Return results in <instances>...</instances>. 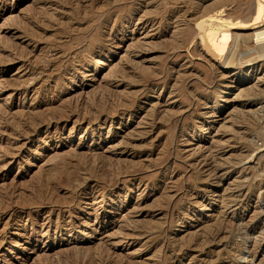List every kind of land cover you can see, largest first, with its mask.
Listing matches in <instances>:
<instances>
[{
  "label": "rangeland",
  "instance_id": "374dc122",
  "mask_svg": "<svg viewBox=\"0 0 264 264\" xmlns=\"http://www.w3.org/2000/svg\"><path fill=\"white\" fill-rule=\"evenodd\" d=\"M192 1L0 0V264H264V59L212 45L262 30L264 0Z\"/></svg>",
  "mask_w": 264,
  "mask_h": 264
},
{
  "label": "bare ground",
  "instance_id": "6f19581e",
  "mask_svg": "<svg viewBox=\"0 0 264 264\" xmlns=\"http://www.w3.org/2000/svg\"><path fill=\"white\" fill-rule=\"evenodd\" d=\"M177 1H178V0H177ZM186 1H187V0H186ZM189 2H190V1H189ZM191 2H195V1H192V0H191ZM217 2H218V1H217ZM186 3H187V2H186ZM215 3H216V2H215ZM192 4H193V3H192ZM211 5H212V4H211ZM213 5H214V4H213ZM220 5H221V4H220ZM220 5H219V6H220ZM224 5H225V4H224ZM221 6H222V5H221ZM209 7H210V6H209ZM180 9H181V8H180ZM208 9H209V8H208ZM218 9H219V7H218ZM206 10H207V9H206ZM218 11H219V10H218ZM257 11H258V10H257ZM205 12H206V11H205ZM208 12H209V10H208ZM182 13H183V12H182ZM182 13H180V14H182ZM184 13H185V12H184ZM216 13H217V12H216ZM253 14H254V13H253ZM183 15H184V14H183ZM216 15H217V14H216ZM36 16H37V15H36ZM184 16H185V15H184ZM184 16H183V17H184ZM200 16H201V15H200ZM52 17H53V16H52ZM203 17H205V18H203L202 21H203L204 23H207V24H208V33H209V31H210L209 29L211 28L210 25H211L212 23H214V22H218V21H216V18H215V19H210L209 17H206V16H203ZM214 17H215V16H214ZM181 18H182V17H181ZM200 18H201V17H200ZM200 18H199V19H200ZM247 18L250 19L251 16H250V17H247ZM247 18H246V21H242V20L240 21L239 19H238V20H234V19H233V20H231V19H228V20H227V19H226V20H227L228 22L239 23V24H241L242 27H245V28H246V27H247V24L251 22V21H250L251 19H250V20H247ZM44 19H45V17H44ZM44 19H43V20H44ZM263 20H264V7L262 6V7L260 8L258 14L256 15L254 21H255V23H257V22H258V23H261ZM249 21H250V22H249ZM201 23H202V22H201ZM178 24H179V23H178ZM43 25H44V23H43ZM43 25H42V26H43ZM263 25H264V23H263ZM226 27H227V26H226ZM240 28H241V27H240ZM179 29H180V27H179ZM181 29H182V28H181ZM231 29H232V28H231ZM256 29H257V28H256ZM261 29H262V30L253 33V36H251V37H247V38H245V39H242V35H241V33H238V32H237V33H232L231 31H229V32H224L223 34H221V35H219V36L217 37V41H218V42H217V45H218V46L216 47V46H214V44H212V45H213V49L215 50V52L217 53V55H218L219 57H221V60L224 61V64H225L226 66H228V67H229V66H230V67H231V66H237V65L242 64V63H244V62H246V61H249L250 57L261 58V59L263 58V59H264V26H263V28H261ZM181 31H182V30H181ZM255 31H256V30H255ZM27 32H29V31H27ZM213 32H214V31H213ZM21 34H22V33H21ZM211 34H212V33H211ZM177 35H178V34H177ZM181 35H182V34H181ZM193 35H194V34H193ZM179 36H180V35H179ZM243 36H244V35H243ZM245 36H246V35H245ZM247 36H248V35H247ZM177 38H178V37H177ZM243 38H244V37H243ZM161 39H162V38H161ZM253 39H254V42H253V43H254L255 45H253V44H252V46L250 45V46H251V50H252L253 53H251V56H247L246 58L241 57V56H240V55H241V52H242V51H241V40H244V42L247 41V44H248V43H252ZM9 40H10V39H9ZM117 40H118V39H117ZM2 41H3V40H2ZM159 41H160V40H159ZM3 42H4V41H3ZM6 42H7V41H6ZM174 42H175V41H174ZM179 42H180V41H179ZM244 42H243V43H244ZM7 43H8V42H7ZM155 43H156V42H155ZM210 43H211V42H210ZM157 44H158V43H157ZM175 44H176V42H175ZM178 44H179V43H178ZM182 44H183V41H182ZM245 44H246V43H245ZM247 44H246V45H247ZM114 45H117V43L114 44ZM160 45H161V44H160ZM162 46H163V45H162ZM119 47H120V46H118V48H119ZM244 47H245V46H244ZM116 48H117V47H116ZM173 48H174V47H173ZM24 49H25V48H24ZM22 50H23V49H22ZM251 50L249 49V51H251ZM0 52H1V51H0ZM23 52H24V50H23ZM113 52H114V50H113ZM223 52H224V53H223ZM92 54H93V53H92ZM108 54H109V53H108ZM248 54H249V53H248ZM252 54H253V56H252ZM242 55L245 56V54H242ZM249 55H250V54H249ZM1 56H2V55H1ZM261 59H260V60H261ZM254 60H255V59H254ZM212 67H213V66H212ZM249 68H250V67H249ZM249 68H248V69H249ZM237 70H238V69H237ZM165 71H166V70H165ZM190 71H191V70H190ZM127 73H128V72H125V74H127ZM159 73H160V72H159ZM159 73H158V74H159ZM218 73H219V71H218ZM189 74H190V73H189ZM189 74H188V75H189ZM192 75H193V73H192ZM192 75H191V76H192ZM198 75H200V74L198 73ZM159 76H160V74H159ZM180 76H181V75H179V77H180ZM183 76L187 77L186 74L183 75ZM189 76H190V75H189ZM194 76H197V75H194ZM197 77H198V76H197ZM199 77H200V76H199ZM203 77H204V75H203ZM214 77H215V76H214ZM210 78H211V77H209V79H210ZM183 79H184V78H183ZM183 79L181 78V80H183ZM199 79H201V77H200ZM203 79H204V78H203ZM211 79H212V78H211ZM125 80H126V79H125ZM181 80H180V81H181ZM196 80H197V79H196ZM212 80H213V79H212ZM202 81H203V80H202ZM202 81H200L199 83L202 84V83H201ZM214 81H215V80H214ZM197 82H198V81H197ZM203 82H204V81H203ZM209 82H210V81H209ZM211 84H212V83H211ZM211 84H210V85H211ZM210 85H208V86H209V89H210ZM214 85H215V84H214ZM217 85H218V84H217ZM221 85H222V84H221ZM16 86H17V85H16ZM204 86H205V85H203V87H204ZM211 86H212V85H211ZM255 86H256V85H255ZM227 87H228V86H227ZM12 88H13V87H12ZM16 88H17V87H16ZM218 88H219V87H218ZM254 88H255V87H254ZM257 88H258V87H257ZM17 89H18V88H17ZM17 89H16V90H17ZM207 89H208V87H207ZM148 90H149V89H148ZM175 90H176V89H175ZM184 90H185V89H184ZM188 90H190V89H188ZM248 90H249V89H248ZM255 90H256V89H255ZM261 90H262V89H261ZM261 90H260V88H259V91H260V92H261ZM14 91H15V90H14ZM192 91H193V90H192ZM246 91H247V90H246ZM250 91H251V90H250ZM253 91H254V90L252 89V92H253ZM257 91H258V90H257ZM263 91H264V90H262V92H263ZM141 92H142V91H141ZM187 92H188V91H187ZM244 92H245V91H244ZM247 92H248V91H247ZM255 92H256V91H255ZM185 93H186V92H185ZM194 93H195V92H194ZM115 94H116V93H115ZM191 94H193V93H191ZM216 94H217V93H216ZM245 94H246V93H245ZM251 94H252V93H251ZM243 95H244V94H243ZM243 95H242V96H243ZM110 96H111V95H110ZM133 96H134V95H133ZM215 96H216V95H215ZM250 96H251V95H250ZM253 96H255V94L252 95V97H250L249 99H251V98L253 99V98H254V100H255V97H253ZM259 96H260V95H259ZM193 97H194V95H193ZM196 97H197V96H196ZM218 97H219V96H218ZM248 97H249V95H246V99H247ZM127 98H128V97H127ZM133 98H134V97H133ZM133 98H132V99H133ZM135 98H136V96H135ZM203 98H204V97H203ZM242 98H244V97H242ZM256 98H257V97H256ZM134 100H135V99H133V103H132V105L129 107V108H131V111H132L133 109H135ZM190 100H191V99H190ZM200 100H201V99H200ZM244 100H245V99H244ZM192 101H194V100H192ZM198 101H199V100H198ZM248 101H249V100H248ZM203 102H204V101H203ZM135 104H136V103H135ZM206 106H207V105H206ZM126 108H127V107H126ZM1 110H2V109H1ZM128 110H129V109H128ZM237 110H238V109H237ZM3 111H6V110H3ZM38 111H39V110H38ZM104 111H105V110H104ZM126 111H127V110H123V111H122V114H124ZM235 111H236V110H235ZM238 111H240V112H244V111H241V109L238 110ZM21 112H22V110H21ZM31 112H32V111H31ZM36 112H37V111H36ZM164 112H165V111H164ZM183 112H185V111H183ZM240 112H238V113H240ZM249 112H250V111H249ZM251 112H252V111H251ZM27 113H29V111H28ZM112 113H113V112H112ZM116 113H119V112L117 111ZM169 113H171V112H169ZM176 113H177V112H176ZM236 113H237V112H236ZM244 113H245V112H244ZM2 114H3V113H2ZM20 114H21V113H20ZM105 114H106V113H105ZM186 114H187V113H186ZM240 114H241V113H240ZM35 115H36V114H35ZM77 115H78V114H77ZM77 115H76V116H77ZM235 115H236V114H235ZM235 115H234V116H235ZM242 115H243V113H242ZM251 115H252V114H251ZM120 116H121V115H120ZM180 116H181V115H180ZM183 116H184V115H183ZM236 116H238V118L241 117V116H239V115H236ZM244 116H245V115H244ZM246 116H247V115H246ZM248 116H249V115H248ZM248 116H247L246 118H248ZM252 116H253V115H252ZM21 117H22V116H21ZM26 117H27V118H30L31 116H29V114H28V116H26ZM61 117H62V116H61ZM78 117H79V115H78ZM178 117H179V116H178ZM253 117H254V116H253ZM59 118H60V117H59ZM94 118H95V117H93V119H94ZM102 118H103V117H102ZM170 118H171V117H170ZM187 118H188V116H187ZM234 118H236V117H234ZM238 118H236V119L238 120ZM242 118H243V116H242ZM21 119H22V118H21ZM37 119H39V118H37ZM40 119H41V118H40ZM91 119H92V118H91ZM93 119H92V120H93ZM95 119H96V118H95ZM108 119H109V118H108ZM152 119H153V117H152ZM171 119H172V118H171ZM178 119H179V118H178ZM236 119H235V120H236ZM248 119H249V118H248ZM252 119H253V118H252ZM11 120H12V119H11ZM11 120H10V121H11ZM172 120H173V119H172ZM181 120H182V119H181ZM250 120H251V119H250ZM257 120H258V119H257ZM10 121H9V122H10ZM27 121H29V120H27ZM42 121H43V120H41L40 122H42ZM56 121H58V120H56ZM97 121L101 122L102 120H100V119L98 120V119H97ZM106 121H107V120H105V122H106ZM170 121H171V120H170ZM170 121H169V122H170ZM177 121L179 122V120H177ZM193 121H194V120H193ZM238 121H239V120H238ZM242 121H243V120H242ZM246 121H248V120H246ZM251 121H252V120H251ZM251 121L249 122V124H248L247 126H248V127H251L252 129H254V127H257V125H258L257 123H258L259 121H258L257 123H256L255 119H254V122H251ZM33 122H34V121H33ZM35 122H36V121H35ZM35 122H34V123H35ZM43 122H44V121H43ZM46 122H47V121H46ZM169 122H168V123H169ZM178 122H177V123H178ZM243 122H244V121H243ZM26 123H27V122H26ZM37 123H38V122H37ZM106 123H107V122H106ZM168 123H167V124H168ZM175 123H176V121H175ZM175 123H174V124H175ZM239 123H240V121H239ZM241 123H242V122H241ZM24 124H25V123H24ZM35 124H36V123H35ZM169 124H170V123H169ZM169 124H168V125H169ZM242 124H244V123H242ZM27 125H28V124H27ZM31 125H32V124H31ZM38 125L40 126L39 123H38ZM38 125H36V126H38ZM41 125H42V123H41ZM171 125H173V124H171ZM16 126H18V125H16ZM39 126H38V127H39ZM42 126H43V125H42ZM102 126H103V124H99V125H98V127H100V129L102 128ZM175 126H176V125H175ZM245 126H246V125H245ZM258 126H259V125H258ZM262 126H263V125H262ZM184 127H185V126H184ZM213 127H214V126H213ZM241 127H242V126H241ZM248 127H247V130H248ZM7 128H8V127H7ZM18 128H19V127H18ZM36 128H37V127H36ZM73 128H74V127H73ZM73 128H72V130H73ZM28 129H29V128H28ZM252 129H251V130H252ZM1 130H2V129H1ZM31 130H32V129H31ZM102 130H103V129H102ZM160 130H161V129H160ZM163 130H165V129H163ZM183 130H185V129H183ZM26 131H27V130H26ZM26 131H25V133H28V131H27V132H26ZM34 131H35V129H34ZM59 131H60V130H59ZM77 131H78V130H77ZM258 131H259V130H258ZM21 132H22V131H21ZM29 132H30V131H29ZM32 132H33V130H32ZM71 132H72V131H71ZM150 132H151V131H150ZM161 132H162V131H161ZM255 132H257V131H255ZM255 132H252V133L254 134ZM246 133H247V132H246ZM248 133H249V132H248ZM33 134H34V133H33ZM33 134H32V135H33ZM235 134H237V133H234V135H235ZM238 134H239V133H238ZM238 134L236 135L237 137L240 136V135L238 136ZM22 135H23V134H22ZM30 135H31V133H30ZM232 135H233V134H232ZM248 135H249V134H248ZM251 135H252V134H251ZM236 136H235V137L233 136V137H234V138H237ZM175 137H176V136H175ZM248 137H249V136H248ZM21 138H22V137H21ZM25 138H26V137H25ZM240 138H241V137H240ZM231 139H232V138H231ZM247 139H248V138H247ZM247 139H246V140H247ZM240 140H241V139H240ZM240 140H238V141H240ZM243 140H244V139H243ZM141 141H142V140H141ZM230 141H231V140H230ZM232 141H233V140H232ZM233 143H234V142H233ZM234 144H235V143H234ZM234 144H233L232 146H234ZM244 144H246V141L244 142ZM248 144H249V143H248ZM130 145H131V144H130ZM236 145H237V144H236ZM241 145H242V144H241ZM145 146H146V145H145ZM237 146H238V145H237ZM242 147H244V146H242ZM142 148H143V147H142ZM147 148H148V145H147ZM234 148H235V147H234ZM238 148H239V147H238ZM239 149H241V148H239ZM242 150H243V149H242ZM251 151H252V150H251ZM70 152H72V151H70ZM74 152L76 153L75 150H74ZM235 152H236V151H235ZM247 152H248V150H247ZM78 153H79V152H78ZM78 153H76V158L78 157L77 155H79ZM245 153H246V152H245ZM248 153H249V152H248ZM248 153H247V154H242V155L238 154V155H239L240 158H242L241 156H244V159H246L247 156L245 157V155H248V156L250 155V154H248ZM69 154H70V153H69ZM69 154H68V155H69ZM234 154H235V153H234ZM234 154H233V155H234ZM12 155H14V154H12ZM12 155H11V156H12ZM59 155H60V154H59ZM236 155H237V154H236ZM16 156H17V155H16ZM80 157H81V156H80ZM82 157H83V156H82ZM82 157H81V158H82ZM93 157H94V156H93ZM99 157H101V159L103 160L105 156H104L103 158H102V156H99ZM83 158H84V157H83ZM94 158H97V157H94ZM232 158H233V157H232ZM232 158H231V159H232ZM236 158L238 159V156H236ZM240 158H239V160H240ZM262 158H263V157H262ZM84 159H85V158H84ZM84 159H83V161H84ZM101 159H100V160H101ZM105 159H106V157H105ZM105 159H104V161H105ZM109 159H110V158H109ZM109 159H108V160H109ZM149 159H150V158H149ZM233 159H234V158H233ZM237 159H235V161H236ZM242 159H243V158H242ZM242 159H241V160H242ZM79 160H80V162H81V159H79ZM86 160H87V159H86ZM97 160H98V159H97ZM100 160H98V162H100ZM106 160H107V159H106ZM108 160H107V161H108ZM111 160H112V159H111ZM216 160H217V159H216ZM222 160H223V159H222ZM93 161H94V160H93ZM121 161H122V160H121ZM126 161H127V160H126ZM149 161H150V160H149ZM225 161H226V159H225ZM105 162H106V161H105ZM109 162H110V161H109ZM151 162H152V161H151ZM151 162H150V163H151ZM167 162H168V161H167ZM219 162H220V161H219ZM228 162H229V161H228ZM231 162H232V161H231ZM231 162H230V163H231ZM81 163H83V162H81ZM81 163H80V164H81ZM85 163H87V162H85ZM88 163H89V162H88ZM96 163H97V162H96ZM100 163L105 164V163H103V161L100 162ZM137 163H138V162H136V164H137ZM213 163H214V162H213ZM225 163H227V162H225ZM234 163H236V162H233V167L235 166ZM83 164H84V163H83ZM102 164H101V165L99 164L100 167L104 166V165H102ZM107 164H108V163H107ZM132 164L134 165V163H132ZM132 164H131V165H132ZM139 164H140V163L137 164V165H138L137 167H139ZM142 164H143V163H142ZM217 164H218V163H217ZM217 164H216V165H217ZM219 164L225 166V165L222 164V163H219ZM239 164H241V162H240ZM89 165H90V164H89ZM89 165H87V166H89ZM105 165H106V164H105ZM143 165H145V164H143ZM149 165H150V164H149ZM152 165H153V164H152ZM220 165H219V166H220ZM228 165H229V163H228ZM230 165H231V164H230ZM261 165H262V164H261ZM261 165H260V166H261ZM79 166H80V165H79ZM87 166H86V167H87ZM90 166H92V165H90ZM147 166H148V165H147ZM155 166H156V165H155ZM195 166H197V165H195ZM195 166H194V167H195ZM219 166H218V167H219ZM236 166H238V165L236 164ZM236 166H235V167H236ZM83 167L85 168V165H83ZM98 167H99V166H98ZM131 167H132V166H131ZM137 167H136V168H137ZM141 167H142V166H141ZM148 167L150 168V166H148ZM199 167H200V166H199ZM216 167H217V166H216ZM220 167H221V166H220ZM229 167H230V166H229ZM229 167H228V168H229ZM233 167H232V168H233ZM88 168H89V167H88ZM88 168H87L86 170L89 171L90 168H89V169H88ZM134 168H135V167H134ZM136 168H135V169H136ZM145 168H147V167L145 166ZM97 169H98V168H97ZM152 169H153V168H152ZM234 169H235V168H234ZM90 170H92V167H91ZM93 170H94V169H93ZM99 170H100V169H99ZM105 170H106V169H105ZM105 170H104V172H105ZM129 170H132V168L129 169ZM143 170H144V168H143ZM170 170H171V169H170ZM216 170H217V168H216ZM106 171H107V170H106ZM126 171H127V170H126ZM222 171H223V170H222ZM84 172H85V171H84ZM99 172H101V171H99ZM129 172H130V171H129ZM199 172H200V171H199ZM199 172H198V173H199ZM223 172H224V171H223ZM87 173H89V172H87ZM87 173H86V174H87ZM91 173H92V172H91ZM93 173H94V172H93ZM107 173H108V172H107ZM213 173H214V172H213ZM226 173H227V172H226ZM40 174H42V172H41ZM100 174H101V173H100ZM104 174H105L106 176H108L106 173H104ZM111 174H112V173H111ZM138 174H140V173H138ZM215 174H216V173H215ZM42 175H44V173H43ZM81 175H82V174H81ZM89 175H90V174H89ZM92 175H93V174H92ZM136 175H137V174H136ZM219 175H220V174H219ZM46 176H48V175H46ZM46 176H45V178H46ZM82 176H83V175H82ZM86 176H87V175H86ZM117 176H118V175H117ZM94 177H95V176H94ZM99 177H100V176H99ZM200 177H201V176H200ZM217 177H218V175H217ZM34 178H35V177H34ZM36 178H40V177L37 176ZM83 178H84V177H83ZM106 178H107V177H106ZM193 178H194V177H193ZM46 179H47V178H46ZM76 179H77V178H76ZM178 179H179V178H178ZM178 179H177V181H178ZM35 180H36V179H35ZM38 180H40V179H37V182H39ZM79 180H80V179H79ZM90 180H91V178H90ZM92 180H93V179H92ZM180 180H181V179H180ZM182 180H183V179H182ZM204 180H206V179H204ZM204 180H203V181H204ZM31 181H33V180H31ZM86 181H87V179H86L84 182H86ZM95 181H97V180H95ZM111 181H112V180H111ZM111 181H109V182H111ZM199 181H200V178H199ZM203 181H202V182H203ZM29 182H30V181H29ZM35 182H36V181H35ZM35 182H34V183H35ZM37 182H36V183H37ZM200 182H201V181H200ZM32 183H33V182H32ZM90 183H91V182H90ZM102 183H103V182H102ZM104 183H105V182H104ZM104 183H103V184H104ZM185 183H186V182H185ZM203 183H204V182H203ZM215 183H216V182H215ZM27 184H28V183H27ZM29 184H30V183H29ZM40 184H41V183H40ZM40 184H39V186H40ZM100 184H101V183H100ZM107 184H108V183H106L105 185H107ZM241 184H242V182H241ZM2 185H3V184H2ZM23 185H24V184H23ZM55 185H56V183H55ZM81 185L84 186L83 184H80V183H79V184L76 186V189H75V187H74L75 190H74V193H73V194H75V193L78 194V193H80L82 190H84V188L81 189ZM86 185H87V184H86ZM108 185H109V184H108ZM177 185H178V184H177ZM239 185H240V184H239ZM243 185H244V184H243ZM25 186H26V184H25ZM25 186H24V187H25ZM28 186H31V185H28ZM46 186H47V185H46ZM52 186H53V185H52ZM56 186L58 187V185H56ZM166 186H167V185H166ZM183 186H184V185H183ZM240 186H241V185H240ZM248 186H249V185H248ZM32 187H33V186H32ZM48 187H50V186H48ZM57 187H56V188H57ZM84 187H85V186H84ZM89 187H90V185H89ZM237 187H238V185H237ZM237 187H236V189H237ZM4 188H5V187H4ZM25 188H26V187H25ZM27 188H28V187H27ZM29 188H30V187H29ZM39 188H40V187H39ZM54 188H55V187H54ZM54 188H52V189L54 190V191H52V192H54V193L60 189L59 187H58V188H59L58 190H56V189H54ZM112 188H113V187H112ZM114 188H115V187H114ZM200 188H201V187H200ZM213 188H214V187H213ZM239 188H240V187H239ZM33 189H34V188H33ZM42 189H43V187H42ZM45 189H46V188H45ZM52 189H51V190H52ZM254 189H255V188H254ZM2 190H3V189H2ZM17 190H18V189H17ZM17 190H15V191H17ZM23 190H24V189H23ZM30 190H31V189H30ZM30 190H29V191H30ZM38 190H39V189H38ZM38 190H37V191H38ZM55 190H56V191H55ZM66 190H67V189H66ZM68 190H69V189H68ZM68 190H67V191H68ZM249 190H250V189H249ZM258 190H259V189H258ZM6 191H7V190H6ZM15 191H14V189H13V192H14V193H16ZM31 191H32V190H31ZM33 191H34V190H33ZM43 191H44V190H41V192L44 194ZM46 191H47V190H46ZM96 191H97V190H96ZM96 191H95V192H96ZM107 191H108V190H107ZM110 191H111V190H110ZM167 191H168V190H167ZM206 191H208V190H207V189H204V190H203V193H206ZM253 191H254V190H253ZM3 192H5V190H3ZM3 192H2V193H3ZM23 192H24V191H23ZM23 192H22V193L19 192V193H20V196H22L21 194H23ZM52 192H51V193H52ZM11 193H12V192H11ZM24 193H25V192H24ZM33 193H34V192H33ZM33 193H32V194H33ZM39 193H40V192H39ZM45 193H46V192H45ZM54 193H52V194H53V197H54ZM82 193H83V192H82ZM98 193H99V191H98ZM29 194H30V193H29ZM40 194H41V193H40ZM43 194H42V195H43ZM59 194H60V193H59ZM62 194H63V193H62ZM66 194H67V193H66ZM71 194H72V193H71ZM83 194H85V193H83ZM90 194H91V193H90ZM247 194H248V193H247ZM253 194H254V192H253ZM2 195L5 196L6 194H5V195L2 194ZM27 195H28V194H27ZM37 195H38V193H37ZM37 195H35V196H36V197H39V196H37ZM46 195H48V194H46ZM55 195H56V193H55ZM57 195H58V193H57ZM68 195H70V194H68ZM85 195H87V194H85ZM11 196H12V195H11ZM25 196H26V195L23 194L22 198H24ZM50 196H51V194H50ZM169 196H170V194H169ZM232 196H233V195H232ZM234 196H235V195H234ZM234 196H233V197H234ZM0 197H1V196H0ZM36 197H35V198L33 197V198L36 199L37 201H38L39 199L43 200L42 197H41V195H40L39 199H37ZM43 197H44V196H43ZM46 197H47V196H46ZM59 197H60V196H59ZM233 197H232L231 199H233ZM2 198H3V197H1V199H2ZM26 198H27V197H26ZM54 198H56V197H54ZM60 198H61V199H62V198L64 199V196H63V197H60ZM60 198H59V199H60ZM83 198H84V197H83ZM171 198H172V196H171ZM7 199H9V198H7ZM27 199H29V198H27ZM27 199H26V200H27ZM30 199L32 200L31 197H30ZM44 199H45V197H44ZM49 199H50V202L53 200V198H52V200H51V198H49ZM75 199H76V198H75ZM78 199H79V198H78ZM165 199H166V198H165ZM169 199H170V198H169ZM234 199H235V198H234ZM242 199H245V198H242ZM26 200H25V201H26ZM36 200H33V203H34V202L36 203ZM64 200L66 201L67 198L64 199ZM83 200H84V199H83ZM3 201H4V200H3ZM8 201H9V200H8ZM8 201H7V202H8ZM11 201H12V200H10V202H11ZM28 201H29V200H28ZM28 201H26V202H28ZM45 201H46V200H45ZM55 201H56V199H55ZM55 201H54V202H55ZM57 201H59V200H57ZM57 201H56V202H57ZM69 201H70V200H69ZM79 201H80V199H79ZM163 201H165V200H163ZM170 201H171V200H170ZM229 201H230V200H229ZM239 201H240V200H239ZM0 202H2V200H0ZM10 202H9V203H10ZM30 202H31V201H30ZM30 202H29L28 204H30V206H31L32 203H30ZM41 202H42V201H41ZM46 202H48V201H46ZM46 202H45V203H46ZM56 202L54 203V205L57 204ZM60 202H61V201H60ZM63 202H64V201L62 200L61 203H63ZM66 202H68V201H66ZM81 202H82V201H81ZM165 202H167V201H165ZM165 202H164V203H165ZM171 202H172V201H171ZM231 202H232V201H231ZM237 202H238V201H237ZM3 203H4V202H3ZM35 203H34V204H35ZM38 203H39V202H38ZM61 203H60V204H61ZM224 203H225V202H224ZM233 203L235 204V202H233ZM1 204H2V203H1ZM1 204H0V206H1ZM6 204H8V203H6ZM15 204H16V203H15ZM21 204H22V203H21ZM28 204H27V205H28ZM43 204H44V203H43ZM58 204H59V203H58ZM60 204H59L58 206H61V207H64V206H65L64 203H63V204H64L63 206L60 205ZM167 204H168V203H167ZM239 204H240V203H239ZM3 205H4V204H3ZM73 205H74V202L71 201V202L69 203V205H66V206H65V208H69V207H71V206H73ZM223 205H224V204H223ZM17 206H19V205H17ZM23 206H24V204H23ZM30 206H29V207H30ZM34 206H36V207H40V206H42V205H40V204H36V205H34ZM34 206H32V207L34 208ZM48 206H49V205H47L46 207H48ZM55 206H56V205H55ZM80 206H81V205H80ZM201 206H202V205H201ZM228 206H229V205H227L226 207H228ZM5 207H7V206H5ZM20 207H22V206H20ZM43 207H44V206H42V208H43ZM168 207H169V206H168ZM50 208H52V207H50ZM53 208H54V207H53ZM55 208H56V207H55ZM158 208H159V207H158ZM160 208H161V207H160ZM3 209H4V206H3ZM14 209H15V207H14ZM5 210H7V209H5ZM21 210H22V209H21ZM30 210H31V209H30ZM59 210H63V209L59 207ZM203 210H204V209H203ZM9 211H10V210H9ZM48 211H49V210H48ZM161 211H162V210H161ZM167 211H168V210H167ZM10 212H12L13 215H18V214H20V212H17L16 209H15V210H12V211H10ZM52 212H53V211H52ZM0 213H1V212H0ZM69 213H70V212H69ZM31 214H32V213H31ZM63 214H64V213H63ZM227 214H228V213H227ZM26 215H27V214H26ZM1 216H2V214H1ZM8 217H9V216H8ZM27 217H28V216H27ZM57 217H58V216H57ZM9 218H10V217H9ZM80 218H81V217H80ZM132 218H133V217H132ZM135 218H136V217H135ZM13 219H14V218H13ZM11 220H12V219H11ZM31 220H32V219H31ZM219 220H220V219H219ZM7 221H9V220H7ZM137 221H139V220H137ZM4 222H5V221H4ZM15 222H16V221H15ZM50 222H51V220H50ZM134 222H136V220H134ZM134 222H133V223H134ZM164 222H165V221H164ZM218 222H219V221H218ZM5 223H6V222H5ZM30 223H31V222H30ZM32 223H33V222H32ZM52 223H53V222H52ZM131 223H132V221H131ZM133 223H132V224H133ZM137 223H138V222H137ZM151 223L154 224L153 221H152ZM155 223H156V224H159V223H157V222H155ZM216 223H217V222H216ZM222 223H223V221H222ZM226 223H228V222H226ZM49 224H50V223H49ZM56 224L58 225L59 223H56ZM77 224H78V223H77ZM134 224H135V223H134ZM160 224H162V223H160ZM60 225H61V224H60ZM150 225L152 226V224H149V221H148V222H147V225L145 224V226H144V225H143V226H144L145 228H146V226H149V228H150ZM154 225H155V224H154ZM180 225H181V224H180ZM225 225H226V224H225ZM58 226H59V225H58ZM158 226H159V225H158ZM211 226H212V225H211ZM213 226H215V225H213ZM218 226L221 227V224L218 225ZM5 227H6V224H5ZM144 227H141V228H144ZM159 227L162 228L161 225H160ZM222 227H223V226H222ZM222 227H221V228H222ZM153 228L155 229V226H154ZM212 228H213V227H212ZM225 228H226V227H225ZM238 228H240V227H238ZM154 229L152 230L153 232H154ZM162 229H163V228H162ZM215 229H216V230H214L213 232H211L212 230H210L211 233H210V234L207 233V235L209 234L208 236L205 234V237H207L209 240H210V239L213 240L214 238L217 237V235H218L219 232H227V231H222V230H220V228H219V230H218L217 227H216ZM257 229H258V228H257ZM145 230H146V229H145ZM147 230H149V229H147ZM147 230H146V231H147ZM150 230H151V229H150ZM150 230H149V231H150ZM155 230H156V229H155ZM226 230H227V229H226ZM233 230H234V229H233ZM236 230H237V229H236ZM236 230H235V231H236ZM141 231H142V230H141ZM152 231H150V233H151ZM156 231H157V230H156ZM228 231H229V230H228ZM237 231H238V230H237ZM239 231H241L243 235H245V236H249V235H251V234L253 233V231H255V229H254V227H246V228L239 229ZM153 232H152V233H153ZM144 233H145V232H144ZM148 233H149V232H148ZM154 233H155V232H154ZM233 233H234V231H233ZM230 235H231V234H230ZM233 235H234V234H233ZM202 239H203V238H202ZM204 240H205V239H204ZM204 240H202V241H204ZM206 240H207V239H206ZM214 241H215V240H214ZM205 242H206V241H205ZM212 242H213V241H212ZM212 242H211V243H212ZM207 243H208V241H207ZM207 243H205V244H207ZM259 243H260V242H259ZM195 245H196V244H195ZM208 245H209V244H208ZM255 245H257V244L255 243ZM184 247H185V246H184ZM256 247H258V249H261V251L264 253V245H258V246H256ZM0 248H1V247H0ZM254 248H255V247H254ZM75 250H76V249H75ZM75 250H74V252H75ZM244 250H246V249L244 248ZM254 250H255V249H254ZM83 251L86 252V250H83ZM242 251H243V250H242ZM246 251H247V250H246ZM254 252H255V251H254ZM256 252H257V251H256ZM228 253H229V252H228ZM228 253H227V254H228ZM84 254H85V253H84ZM102 254H103V253H102ZM208 254H209V253H208ZM220 254H221V253H220ZM260 254H262V253H260ZM221 255H222V254H221ZM225 255H226V254H225ZM230 255H231V254H230ZM241 255H243V254H241ZM254 255H255V254H254ZM102 256H103V255H102ZM246 256H247V255H246ZM263 257H264V256H263ZM99 258H100V257H99ZM102 258H103V257H102ZM102 260H103V259H102ZM216 260H217V258H216ZM237 260H238V259H237ZM77 261H78V260H77ZM103 261H104V260H103ZM240 261H241V260H240ZM78 262H79V261H78ZM78 262H77V263H78ZM72 264H73V263H72ZM250 264H251V263H250ZM259 264H260V263H259Z\"/></svg>",
  "mask_w": 264,
  "mask_h": 264
}]
</instances>
